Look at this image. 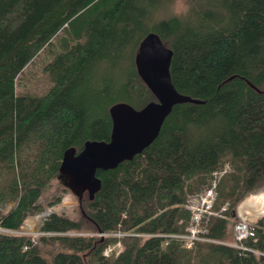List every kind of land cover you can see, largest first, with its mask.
<instances>
[{
    "label": "trees",
    "instance_id": "trees-1",
    "mask_svg": "<svg viewBox=\"0 0 264 264\" xmlns=\"http://www.w3.org/2000/svg\"><path fill=\"white\" fill-rule=\"evenodd\" d=\"M172 1L0 0V264H264V217L245 240L259 255L223 242L233 209L264 178V0H189L182 13L168 12ZM149 31L173 50L177 90L205 101L174 104L140 153L96 170L101 187L81 196L78 218L52 211L32 239L20 225L45 209L63 151L108 139L114 102L155 99L134 61ZM40 55L51 85L17 94ZM215 171L214 208L227 205L209 217L203 234L213 240L165 237L186 231V196ZM116 241L122 250L105 256Z\"/></svg>",
    "mask_w": 264,
    "mask_h": 264
},
{
    "label": "water",
    "instance_id": "water-1",
    "mask_svg": "<svg viewBox=\"0 0 264 264\" xmlns=\"http://www.w3.org/2000/svg\"><path fill=\"white\" fill-rule=\"evenodd\" d=\"M172 54V48L157 32L149 31L144 35L134 61L138 74L155 99L139 108L123 100L114 102L108 108L111 118L108 139L89 138L80 149L70 146L63 151L59 171L79 200L85 191L92 198L101 187L97 169L113 168L119 162L131 159L156 138L174 104L205 101L177 90L169 70Z\"/></svg>",
    "mask_w": 264,
    "mask_h": 264
},
{
    "label": "rangeland",
    "instance_id": "rangeland-1",
    "mask_svg": "<svg viewBox=\"0 0 264 264\" xmlns=\"http://www.w3.org/2000/svg\"><path fill=\"white\" fill-rule=\"evenodd\" d=\"M189 0H173L170 4V7L168 9V12L171 13H182L185 11ZM49 59V56L46 55H40L37 57L34 61L31 62V64L22 71V77L20 81L18 82V85L16 86V93L22 94L26 91H33L37 94L43 93L45 90L49 88L52 81L48 75V72H46L43 69V64ZM97 82L95 83V85ZM264 186V178L261 180V182L254 187L250 192H248L239 202L237 205L242 203L241 206L247 205L248 200L254 201L259 204L257 206L258 209L264 208V204L261 206V203L264 202V192H262V188ZM65 187L66 191L62 192L61 200L54 204V205H47L46 203L49 201L51 196L54 193H59L60 189ZM86 194V191L84 192ZM82 194V196L84 195ZM260 197V199H258ZM253 198V199H251ZM256 198V199H255ZM40 202L45 205V209L42 210L39 213L32 214L27 216L23 222L20 225V230L27 232L31 235H34L33 238H37L39 235L43 234L44 232L39 228V225L44 218L45 215L48 213L54 211L57 214L64 215L71 218H78L81 213V207L79 203V196L77 193H74L67 184L66 177L62 174L58 177H55L52 179L51 183L49 184L48 188L43 191ZM236 205V207H237ZM235 207V208H236ZM232 211V215L234 216L233 221L237 220V216L234 213V210ZM7 207L4 209L6 210ZM256 209V206L254 207ZM259 210L255 211V215H253L252 220L257 221L259 218L264 217V214L258 213ZM82 233L89 234L92 233L96 236L99 235V231H91V230H85ZM100 236V235H99ZM229 239L232 240L230 237ZM184 241V240H181ZM257 255H259V252H255Z\"/></svg>",
    "mask_w": 264,
    "mask_h": 264
},
{
    "label": "built area",
    "instance_id": "built-area-1",
    "mask_svg": "<svg viewBox=\"0 0 264 264\" xmlns=\"http://www.w3.org/2000/svg\"><path fill=\"white\" fill-rule=\"evenodd\" d=\"M225 170V169H224ZM223 170V171H224ZM223 171H215L213 177L203 190L199 192L188 193L184 203V207L190 211L188 222L185 225V232H172L165 236H171L178 239H183L184 243L189 245L195 240H213L203 233L206 231L207 223L211 215H220L226 208L227 204L222 205L220 208H214V200L216 197V184L218 177ZM44 233L46 231H43ZM49 233V231H47ZM256 233L255 223L247 218H240L233 223V241H223L233 245L241 250H249L258 252L252 246L245 243V240L254 237ZM111 232L100 231L99 235H109ZM114 234L121 235V232ZM142 235H148L142 233ZM123 248L121 241H116L114 244H108L103 249L104 255H109L114 249L118 253Z\"/></svg>",
    "mask_w": 264,
    "mask_h": 264
},
{
    "label": "crops",
    "instance_id": "crops-1",
    "mask_svg": "<svg viewBox=\"0 0 264 264\" xmlns=\"http://www.w3.org/2000/svg\"><path fill=\"white\" fill-rule=\"evenodd\" d=\"M264 187V186H263ZM262 192H264V188H262ZM253 199V198H251ZM256 199V198H255ZM260 199V197L258 198ZM264 204V202L261 203V206ZM242 203H240L239 205H237V207L235 208L236 210H234V213L236 214L237 218H249L250 220H252L253 215H255V211L256 210H260L257 208V206L259 205L256 200H254L253 202L248 200L247 205H243L241 206ZM256 206V209H254V207Z\"/></svg>",
    "mask_w": 264,
    "mask_h": 264
},
{
    "label": "bare ground",
    "instance_id": "bare-ground-1",
    "mask_svg": "<svg viewBox=\"0 0 264 264\" xmlns=\"http://www.w3.org/2000/svg\"><path fill=\"white\" fill-rule=\"evenodd\" d=\"M221 180V179H220ZM220 182V181H219ZM219 184V183H218ZM258 213H262V214H264V208H262V209H260L259 210V212ZM127 236V235H126ZM151 236H154L153 234L151 235ZM150 236V237H151ZM107 237V236H106ZM110 237V236H109ZM108 237V238H109ZM115 237V236H114ZM161 238H162V236H160ZM166 237V236H165ZM122 238V237H121ZM164 238V237H163ZM105 239V238H104ZM112 239V238H111ZM166 239V238H165ZM174 240V239H173ZM179 240H183V239H179ZM170 241V240H169ZM122 242V241H121ZM183 243H184V241H182ZM185 244V243H184ZM114 251H112V253H113ZM106 256V255H105Z\"/></svg>",
    "mask_w": 264,
    "mask_h": 264
}]
</instances>
